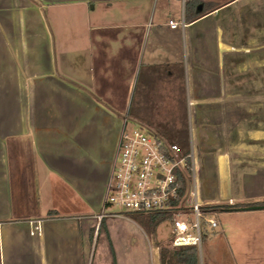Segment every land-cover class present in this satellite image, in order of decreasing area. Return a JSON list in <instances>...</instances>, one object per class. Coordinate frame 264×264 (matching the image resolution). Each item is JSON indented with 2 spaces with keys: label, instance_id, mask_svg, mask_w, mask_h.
Listing matches in <instances>:
<instances>
[{
  "label": "crops",
  "instance_id": "crops-1",
  "mask_svg": "<svg viewBox=\"0 0 264 264\" xmlns=\"http://www.w3.org/2000/svg\"><path fill=\"white\" fill-rule=\"evenodd\" d=\"M187 1L45 0L77 12L71 24L79 33L62 38L67 53L57 57L29 13L44 0H0V264H140L135 247L125 258L111 233L134 220L100 219L102 211L67 216L60 204H44L39 176L47 164L92 208L104 206L112 158L103 145L118 143L128 121L119 106L136 91L140 106L158 111L134 120L148 117L149 129L182 151L187 137L194 156L196 149L216 156L209 183L216 199L202 204L264 202L242 195V174L264 169V0H198L186 17ZM189 124L192 135L194 125L200 131L198 146L189 143ZM97 179L102 190L94 194ZM223 212L241 218L236 233L252 240L244 252L231 244L232 264H264V209Z\"/></svg>",
  "mask_w": 264,
  "mask_h": 264
},
{
  "label": "rangeland",
  "instance_id": "rangeland-1",
  "mask_svg": "<svg viewBox=\"0 0 264 264\" xmlns=\"http://www.w3.org/2000/svg\"><path fill=\"white\" fill-rule=\"evenodd\" d=\"M86 1V0H85ZM98 9L97 12L100 11V3L97 2ZM33 10H26L25 13L34 14L38 18L39 27H42L39 30H44L42 33L46 36L49 42L44 45H50V51L53 55L57 57L61 56V53L66 52L67 48H64V42L62 41L63 37L76 36L79 33V27L75 26V15L77 12L74 11L73 7H68L67 5L59 6L58 8L50 9L48 4L45 2L40 4H34ZM55 11V20L54 14ZM28 13V14H29ZM18 16L14 18V27L19 29L18 24ZM41 22V23H40ZM56 22V24H55ZM44 26V27H43ZM67 45V44H66ZM59 60V59H58ZM132 95V99L128 101L126 105L119 106V115L124 119L127 117L128 128H133L137 126L152 128V124L148 122V117L150 115L155 116L157 114V109L154 111V107H144L140 106L139 99V91L134 92ZM137 113L144 114L148 116L144 117L141 122L134 120L133 115ZM120 117V118H122ZM151 117V116H150ZM158 117L156 116L155 119ZM143 121V122H142ZM156 125V124H155ZM192 129L189 124V143H191V139L195 146H198V143L201 142L200 131L197 128V125H194ZM153 132V131H151ZM154 133V132H153ZM210 136L214 144H221L222 140L215 134ZM113 138V137H112ZM209 139V137H205L204 140ZM106 140L104 142V157L106 160L114 161L117 150V141ZM102 143V142H101ZM94 149L96 147H101L100 142L94 140ZM100 150V149H98ZM191 151V150H190ZM201 151V152H200ZM204 150L195 151V178L197 182V194L201 202H205L208 199L210 201H214L216 198L213 194L212 186H209L210 182H213V166L215 165V155L210 154V152H203ZM232 160H235V154L231 156ZM235 162V161H234ZM233 162L232 170L234 169L235 163ZM107 168L101 172V179L105 176ZM111 172V170H110ZM235 173V171H234ZM253 174V175H252ZM242 174V195L247 200L253 199V197H260V199H264V169H259L255 173ZM39 176L43 178L44 186H43V200L44 204L48 207H53L54 205L60 204L61 211L66 212L67 216H71L74 214L87 213V214H95L96 212H101L104 209V206L98 208H92L90 203L85 201L84 198L81 197L73 187H71L61 176H59L56 172H54L50 167L46 164L43 170L39 171ZM207 179H210L208 181ZM96 181L94 186V194H99L102 190V182ZM107 184V182H106ZM106 186L104 187V197H105ZM203 196V197H202ZM104 202V199H103ZM213 204L215 202H212ZM59 206V207H60ZM106 211H120L115 206L106 207ZM67 212L69 214H67ZM124 215L131 220H120L116 225L111 228V233L115 242V245L119 247L121 251L123 249L125 258L128 257L129 248L135 247L134 257L135 259L140 261V264H153L154 261H157L155 258L159 257V247L158 244H169V241L172 239L171 231H172V220L166 219L161 222L156 228V232L154 234H150L147 230L146 218L148 214L145 213H136V212H124ZM219 226L215 229L209 228L207 225L203 226V233L205 238L202 242V264H232V260L230 259L231 252V244H236L241 248V251L244 252L245 246L247 244L252 243L249 237L244 234V231L238 232L240 229H243L244 223L241 218L235 217L231 215V213L219 212L217 214L212 215ZM262 224L264 226V218L262 220ZM104 227L102 228V230ZM104 233V231H102ZM236 233V234H234ZM235 235L234 237H232ZM264 237V236H263ZM102 238H100L99 244ZM254 243V242H253ZM135 246H134V245ZM150 244L152 248H150ZM158 247V251L155 246ZM263 246H264V238H263ZM264 248V247H263ZM247 249V248H246ZM95 247H93L91 259L94 257ZM156 254V255H155ZM156 256V257H155ZM158 259V258H157ZM231 262V263H230Z\"/></svg>",
  "mask_w": 264,
  "mask_h": 264
},
{
  "label": "built area",
  "instance_id": "built-area-1",
  "mask_svg": "<svg viewBox=\"0 0 264 264\" xmlns=\"http://www.w3.org/2000/svg\"><path fill=\"white\" fill-rule=\"evenodd\" d=\"M172 28L179 23L170 20ZM182 175L187 181L183 187ZM197 194L195 158L180 145L151 132L149 128H128L120 133L116 156L106 184L104 209L99 216L120 217L124 212L171 213L174 246L196 245L201 251L203 221L218 227L216 219L205 216ZM115 206L120 211H106ZM40 233L36 225L32 234Z\"/></svg>",
  "mask_w": 264,
  "mask_h": 264
},
{
  "label": "trees",
  "instance_id": "trees-1",
  "mask_svg": "<svg viewBox=\"0 0 264 264\" xmlns=\"http://www.w3.org/2000/svg\"><path fill=\"white\" fill-rule=\"evenodd\" d=\"M199 5L198 0H189L186 3V17H189L187 12L197 9ZM186 137V136H185ZM183 146V152H189L184 145H187L188 138L186 137L183 140H179ZM178 141V142H179ZM110 175V173H109ZM183 187H185L187 181L182 175ZM264 202H255V203H214V204H205L202 206V212L205 216H210L212 214H217L225 210H238L242 207L249 205H262ZM171 213H151L148 214L146 218L147 230L150 234L156 232L158 225L166 219H170ZM104 222H101L100 228H102ZM205 220L203 221V226H205ZM205 235L203 233V239ZM172 239L169 241V244H158L159 247V261L160 264H200V252L196 245H183V246H174Z\"/></svg>",
  "mask_w": 264,
  "mask_h": 264
},
{
  "label": "water",
  "instance_id": "water-1",
  "mask_svg": "<svg viewBox=\"0 0 264 264\" xmlns=\"http://www.w3.org/2000/svg\"><path fill=\"white\" fill-rule=\"evenodd\" d=\"M261 208L264 209V204H262V205H249V206L242 207L240 209H242V210H252V209H261Z\"/></svg>",
  "mask_w": 264,
  "mask_h": 264
}]
</instances>
